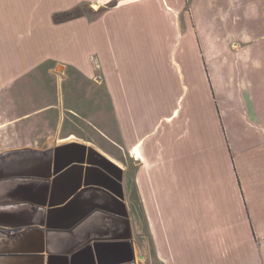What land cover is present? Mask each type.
I'll use <instances>...</instances> for the list:
<instances>
[{"label": "crops", "instance_id": "0c3cea01", "mask_svg": "<svg viewBox=\"0 0 264 264\" xmlns=\"http://www.w3.org/2000/svg\"><path fill=\"white\" fill-rule=\"evenodd\" d=\"M48 76L104 144L0 153V264H264V0H0V94Z\"/></svg>", "mask_w": 264, "mask_h": 264}, {"label": "rangeland", "instance_id": "374dc122", "mask_svg": "<svg viewBox=\"0 0 264 264\" xmlns=\"http://www.w3.org/2000/svg\"><path fill=\"white\" fill-rule=\"evenodd\" d=\"M80 10L89 13V9L86 7ZM61 71L62 69L59 68L58 73ZM56 80L55 76L43 77V81L39 80L35 81L34 84L26 85L28 89L21 88V85L18 84L15 90L11 91L12 93L9 90L0 94V153L16 148L50 147L59 143L51 140V137L56 133L58 138L75 134L74 137L79 136L81 139L104 144L103 141H100L102 138L98 130L89 123L87 116L92 110L86 108L73 109V102H68V90H72L70 88V86L73 87L72 83L68 85L66 81L62 83L59 81L62 84L64 97L62 100L60 99L58 109L43 110L40 108L39 110L38 105L47 99L50 100L49 102L54 101L56 94L58 97L60 96L61 91H56ZM84 92L82 88L76 89V92L72 93L75 98L72 101L76 100L74 102L81 104L85 98ZM35 112L37 113L31 115ZM25 114L30 115L24 118ZM86 117L87 120L84 119ZM96 127L105 131V126L97 124ZM77 142H81V140H77Z\"/></svg>", "mask_w": 264, "mask_h": 264}, {"label": "water", "instance_id": "95a60500", "mask_svg": "<svg viewBox=\"0 0 264 264\" xmlns=\"http://www.w3.org/2000/svg\"><path fill=\"white\" fill-rule=\"evenodd\" d=\"M65 152V154H69L70 153V157H68L65 160H60V158L57 156V159H59L58 161H56V165H55V173H58V171L66 168L68 165H71L72 163H84L85 161V155L86 152L89 153V161L88 164L91 163H98V165L100 167H102L104 169V171L107 172V174L112 175V178L107 176L108 179H111L112 183L114 184L115 187L119 188V192L116 193L117 197H119V199H123V195H122V189H121V171L119 169H117L114 165H112L110 162H108L105 158H103L102 156L98 155L93 149L91 148H87L83 145L80 144H70L68 146H64V147H60L56 149V152ZM12 155V154H8ZM93 157V158H92ZM117 170L119 171L118 176H113V171ZM134 261V257L132 255L131 252V259L129 258V261ZM134 264V263H133Z\"/></svg>", "mask_w": 264, "mask_h": 264}, {"label": "trees", "instance_id": "16d2710c", "mask_svg": "<svg viewBox=\"0 0 264 264\" xmlns=\"http://www.w3.org/2000/svg\"><path fill=\"white\" fill-rule=\"evenodd\" d=\"M71 16H73V15H71V14H66L65 15V18H69V17H71ZM58 20H60L59 18H56V21H58Z\"/></svg>", "mask_w": 264, "mask_h": 264}]
</instances>
